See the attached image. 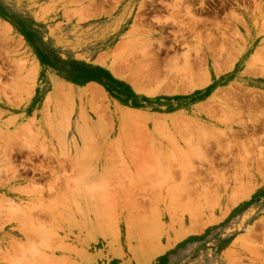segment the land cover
Here are the masks:
<instances>
[{
  "label": "rangeland",
  "instance_id": "rangeland-1",
  "mask_svg": "<svg viewBox=\"0 0 264 264\" xmlns=\"http://www.w3.org/2000/svg\"><path fill=\"white\" fill-rule=\"evenodd\" d=\"M263 66L264 0H0V264H264Z\"/></svg>",
  "mask_w": 264,
  "mask_h": 264
},
{
  "label": "bare ground",
  "instance_id": "bare-ground-1",
  "mask_svg": "<svg viewBox=\"0 0 264 264\" xmlns=\"http://www.w3.org/2000/svg\"><path fill=\"white\" fill-rule=\"evenodd\" d=\"M178 1V0H177ZM175 3V2H174ZM189 6V5H188ZM174 8V7H173ZM176 8V7H175ZM189 8V7H188ZM233 8V7H232ZM177 9V8H176ZM175 9V10H176ZM177 11V10H176ZM175 12V11H174ZM188 13V12H187ZM194 14V13H193ZM239 15V14H238ZM239 18V17H238ZM196 19V18H195ZM240 19V18H239ZM194 20V19H193ZM197 26V25H196ZM219 26V25H218ZM3 27V26H2ZM6 27V26H5ZM9 27V26H8ZM217 27V26H216ZM9 29V28H8ZM5 32H6V29H5ZM200 34V33H199ZM4 35V34H3ZM208 35V34H207ZM225 35V34H224ZM5 37V36H4ZM200 37V36H199ZM217 38V37H216ZM228 38V37H227ZM209 39H210V37H209ZM214 39V38H213ZM6 41V40H5ZM5 49V48H4ZM211 49V48H210ZM150 51V50H149ZM186 54V53H185ZM189 58L187 57L186 58V60H188ZM264 67V66H263ZM203 69V68H202ZM155 70H156V68H155ZM201 71V70H200ZM157 74V73H156ZM153 75V74H152ZM156 75H154V77H155ZM61 91V90H60ZM62 92V91H61ZM49 97V96H48ZM262 99V98H261ZM48 100H49V98H48ZM264 100V99H263ZM55 102V101H54ZM70 102V101H69ZM256 102V101H255ZM263 104V103H262ZM262 106V105H261ZM72 107V106H71ZM48 112V111H47ZM64 115V114H63ZM54 117V116H53ZM55 118V117H54ZM65 118V117H64ZM66 119V118H65ZM177 119V118H176ZM47 121H49V120H47ZM58 121V120H57ZM65 121H67V120H64V122ZM170 121V120H169ZM173 122V121H172ZM33 123V122H32ZM31 123V124H32ZM68 123V122H67ZM70 123V122H69ZM261 123V125L260 126H263L264 125V120L262 121V122H260ZM47 127V126H46ZM59 127H61V126H59ZM68 127V126H67ZM66 127V128H67ZM25 128H27V127H25ZM35 128V127H34ZM62 128V127H61ZM167 128V127H166ZM178 128V127H177ZM63 129V128H62ZM55 130V129H54ZM3 131V130H2ZM20 131V130H19ZM28 131V130H27ZM52 131V130H51ZM6 132V131H5ZM24 132H25V129H24ZM54 132V131H53ZM58 132V135H59V131H57ZM6 134V133H5ZM15 134V133H14ZM20 135H21V133H19ZM25 134V133H24ZM179 134V133H178ZM205 134V133H204ZM19 135V136H20ZM57 135V136H58ZM180 135V134H179ZM37 136V135H36ZM59 137V136H58ZM15 138V137H14ZM60 138V137H59ZM6 139V142L8 141L7 140V138H4V140ZM10 139H11V137H10ZM207 139H209L208 137H207ZM12 140H16L17 141V139H13L12 138ZM19 140V139H18ZM25 140V139H24ZM23 141V140H22ZM204 141V140H203ZM3 144L5 143V142H2ZM9 143V142H8ZM12 143V142H11ZM23 143V142H22ZM66 143V142H65ZM7 144V143H6ZM10 144V143H9ZM14 144H15V141H14ZM16 144H17V142H16ZM24 144V143H23ZM22 144V145H23ZM92 144H93V142H92ZM207 144H208V142H207ZM21 145V144H20ZM27 145V144H26ZM43 145V144H42ZM7 146H8V144H7ZM11 146V145H10ZM10 146H8V147H10ZM62 146H64V145H62ZM94 146V145H93ZM195 146V145H194ZM196 146H197V144H196ZM206 146V145H205ZM24 147V146H23ZM60 147V146H59ZM198 147H200V146H198ZM197 147V148H198ZM209 147V146H208ZM64 148V147H63ZM195 148V147H194ZM206 148V147H205ZM204 148V149H205ZM7 149V148H6ZM61 149V148H60ZM65 149V148H64ZM117 149V148H116ZM91 150V149H90ZM118 150V149H117ZM199 150H200V148H199ZM5 151V150H4ZM10 151H11V147H10ZM10 151H9V154H10ZM13 151V150H12ZM7 152V151H6ZM197 152H198V150H197ZM5 153H3L2 155H4ZM8 154V153H7ZM6 155V154H5ZM4 155V156H5ZM157 157V156H156ZM204 157V156H203ZM3 158V157H2ZM1 159V158H0ZM5 159H6V157H5ZM157 159V158H156ZM3 160V159H2ZM1 160V161H2ZM27 160H28V158H27ZM29 161V160H28ZM173 161V160H172ZM8 163H10V162H8ZM169 163H170V161H169ZM5 164V163H4ZM6 165H7V163H6ZM170 165V164H169ZM5 166V165H4ZM8 166H10L9 164H8ZM13 166V165H12ZM82 166V165H81ZM116 166V165H115ZM191 166H193V165H191ZM3 167V166H2ZM14 167V166H13ZM169 167V166H168ZM8 168H10V167H8ZM79 168V167H78ZM107 168H109V167H107ZM111 168V167H110ZM126 168V167H125ZM154 168V167H153ZM153 168H151V169H153ZM156 169V168H155ZM157 169H159V168H157ZM82 169H80V171H81ZM85 170V169H84ZM104 170H106V169H104ZM124 170V169H123ZM127 171V170H126ZM131 171V170H130ZM111 172V171H110ZM120 172V171H119ZM131 173V172H130ZM53 174V173H52ZM78 174V173H77ZM107 174V173H106ZM84 175V174H83ZM101 175V174H100ZM110 175V174H109ZM131 175V174H130ZM103 177H104V175H103ZM141 177V176H140ZM115 178V177H114ZM74 180H76V179H74ZM100 180H101V178H100ZM105 181V180H104ZM134 181V180H133ZM76 182H78L77 180H76ZM73 184H75L76 185V183H75V181H74V183ZM86 184V183H85ZM130 184H131V182H130ZM91 185V184H90ZM67 186H69V184L67 185ZM76 186H78V184L76 185ZM104 186V185H103ZM106 186V185H105ZM130 186V185H129ZM70 187H72V185L70 186ZM73 187H75V186H73ZM70 188L69 189V192L71 191L72 192V189H73V192H74V189L75 188H77V187H75V188ZM78 187H80V186H78ZM86 187V186H85ZM91 187V186H90ZM16 188V187H15ZM34 188V187H33ZM93 188V187H92ZM80 189H81V187H80ZM32 190V189H31ZM37 190V189H36ZM68 190V189H67ZM36 192V191H35ZM76 192L78 193V189H76ZM87 192H88V189H87ZM32 193V192H31ZM80 193H81V191H80ZM109 193V192H108ZM111 193V192H110ZM84 194V193H83ZM67 195H70V198H72V196H74L75 197V195H71V194H67ZM80 195V194H79ZM82 196V195H81ZM97 196V195H96ZM60 197V199H61V196H59ZM78 197V196H77ZM112 197V196H111ZM58 198V197H57ZM64 198V197H63ZM76 198V197H75ZM75 198H74V200L73 201H75ZM97 198V197H96ZM69 199V198H68ZM68 199H67V201H68ZM85 199V198H84ZM109 199V198H108ZM76 200H78L77 198H76ZM71 200H69V202H70ZM114 201V200H113ZM52 202H54V201H52ZM52 202H51V207L53 206V204H52ZM68 202V203H69ZM77 202V201H76ZM110 202V201H109ZM49 204V203H48ZM56 204V203H55ZM60 204V203H59ZM66 204V203H65ZM70 204V203H69ZM116 204V203H115ZM61 205V204H60ZM108 205V204H107ZM110 205V204H109ZM62 206H63V204H62ZM110 206H112V205H110ZM132 206V205H131ZM50 207V208H51ZM70 207V206H69ZM108 207V206H107ZM114 207V206H113ZM56 208V207H55ZM63 208V207H62ZM71 208V207H70ZM77 208H78V206H77ZM15 210H14V212H17L16 210V208H14ZM110 209H112V208H110ZM133 209V208H132ZM9 210V209H8ZM7 210V211H8ZM13 210V209H12ZM52 210V209H51ZM56 210V209H55ZM61 210V209H60ZM79 210V209H78ZM99 210V209H98ZM113 210V209H112ZM111 210V211H112ZM115 210V209H114ZM48 211V210H47ZM54 211V210H53ZM57 211V210H56ZM100 211V210H99ZM55 212V211H54ZM63 212V211H62ZM77 212V211H76ZM79 212H81V211H79ZM96 214H100V213H96ZM113 214H115L114 212H113ZM112 214V215H113ZM58 215H60V214H58ZM61 216V215H60ZM23 217H24V215H23ZM28 218H29V216H27ZM105 217V216H104ZM104 217H102V218H104ZM27 218V219H28ZM31 218V217H30ZM64 218V217H63ZM13 219V218H12ZM17 220V219H16ZM31 220V219H30ZM24 221V220H23ZM110 221V220H109ZM104 222V221H103ZM128 222V221H127ZM159 225V224H158ZM113 226V225H112ZM39 227V226H38ZM112 229V228H111ZM42 230H43V228H42ZM46 230V229H45ZM113 230V229H112ZM31 232V231H30ZM114 232V231H113ZM44 234V233H43ZM41 235V234H40ZM47 235H49V234H47ZM33 236V235H32ZM50 236V235H49ZM32 238V237H31ZM38 238V237H37ZM50 247V246H49ZM32 250V249H31ZM33 253V252H32Z\"/></svg>",
  "mask_w": 264,
  "mask_h": 264
}]
</instances>
